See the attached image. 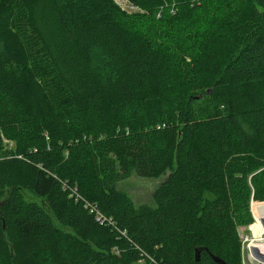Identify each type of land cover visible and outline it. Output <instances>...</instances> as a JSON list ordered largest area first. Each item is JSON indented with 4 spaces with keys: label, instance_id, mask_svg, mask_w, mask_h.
<instances>
[{
    "label": "trees",
    "instance_id": "trees-1",
    "mask_svg": "<svg viewBox=\"0 0 264 264\" xmlns=\"http://www.w3.org/2000/svg\"><path fill=\"white\" fill-rule=\"evenodd\" d=\"M129 2L0 0V264H243L264 202V0ZM132 173L167 176L153 206L117 188Z\"/></svg>",
    "mask_w": 264,
    "mask_h": 264
},
{
    "label": "rangeland",
    "instance_id": "rangeland-1",
    "mask_svg": "<svg viewBox=\"0 0 264 264\" xmlns=\"http://www.w3.org/2000/svg\"><path fill=\"white\" fill-rule=\"evenodd\" d=\"M114 4L120 8L122 11L131 14L137 11V9L129 2V0H112ZM206 13V12H205ZM204 12L199 14L194 21L186 25L184 35V40L188 42V44H191L195 42L197 39L200 38L202 34V26L200 25V22L202 23L204 20ZM212 102L209 97L202 96V100L198 102L196 105L197 111L200 115L203 117L206 116L211 110H212ZM167 176H161L160 178L153 179V178H142L139 177L137 174L132 173V175L117 184V188L122 191L123 193L127 194L132 201L137 205H154L153 201V194L154 191L166 180ZM26 197L28 201H36L41 203L42 200L37 198L34 194L31 192H26ZM260 203V202H257ZM253 212L256 217L259 218V220L262 222V230L264 231V202L261 204H255L253 207ZM255 225V221L253 220V223L241 227L240 228V234L242 237H245L252 226ZM260 226L259 224H256V227L254 229L255 231L259 232ZM244 254V253H242ZM136 264H146L145 262H138Z\"/></svg>",
    "mask_w": 264,
    "mask_h": 264
},
{
    "label": "built area",
    "instance_id": "built-area-1",
    "mask_svg": "<svg viewBox=\"0 0 264 264\" xmlns=\"http://www.w3.org/2000/svg\"><path fill=\"white\" fill-rule=\"evenodd\" d=\"M257 202H252L251 211L255 221V225L259 223V219L254 215L253 207ZM260 204V203H259ZM105 218L101 214H97V221L104 222ZM254 225V226H255ZM253 226L250 228L249 233L242 238V254L243 255V264H264V259L257 258L253 255L251 248L257 247L264 252V234L260 238H255ZM263 246V247H262Z\"/></svg>",
    "mask_w": 264,
    "mask_h": 264
},
{
    "label": "water",
    "instance_id": "water-1",
    "mask_svg": "<svg viewBox=\"0 0 264 264\" xmlns=\"http://www.w3.org/2000/svg\"><path fill=\"white\" fill-rule=\"evenodd\" d=\"M201 98V96L200 97H198L197 99H200ZM5 225V224H4ZM251 251H252V253H253V255L255 256V257H257V258H261V259H264V252L261 250V249H259V248H257V247H252L251 248ZM200 253H201V250H198L197 251V260H199L200 259ZM213 256V255H212ZM213 259H214V261L216 262V263H218V264H226L224 261H222L221 259H219V258H217V257H215V256H213Z\"/></svg>",
    "mask_w": 264,
    "mask_h": 264
},
{
    "label": "bare ground",
    "instance_id": "bare-ground-1",
    "mask_svg": "<svg viewBox=\"0 0 264 264\" xmlns=\"http://www.w3.org/2000/svg\"><path fill=\"white\" fill-rule=\"evenodd\" d=\"M257 218H258V217H257ZM258 219H259V218H258ZM258 224H259V226L261 225V224H260V220H259V223H258ZM254 234H255V235H254L255 238H260L261 235L264 234V233H259V232L256 231ZM262 247H263V246H262Z\"/></svg>",
    "mask_w": 264,
    "mask_h": 264
},
{
    "label": "crops",
    "instance_id": "crops-1",
    "mask_svg": "<svg viewBox=\"0 0 264 264\" xmlns=\"http://www.w3.org/2000/svg\"><path fill=\"white\" fill-rule=\"evenodd\" d=\"M256 216V215H255ZM256 232V231H255Z\"/></svg>",
    "mask_w": 264,
    "mask_h": 264
}]
</instances>
